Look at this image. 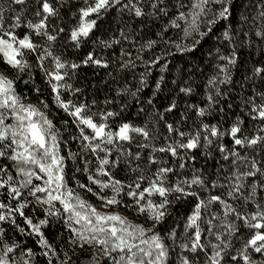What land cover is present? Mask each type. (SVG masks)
<instances>
[{
  "label": "snow or ice",
  "instance_id": "snow-or-ice-1",
  "mask_svg": "<svg viewBox=\"0 0 264 264\" xmlns=\"http://www.w3.org/2000/svg\"><path fill=\"white\" fill-rule=\"evenodd\" d=\"M8 2V8L0 3V57L19 74L31 67L25 59L26 53H37V65L47 77L54 103L74 118L73 123L79 129L82 150L96 155L99 161L95 173L89 171L88 162L85 161L84 171L88 173L90 184L77 182V188L95 195L102 202L103 208L121 205L123 196H127L132 203L124 206L134 207L138 213L147 214L148 219L152 221V227L145 228L143 225L134 224L117 212L98 211L81 196L77 188L67 184L64 175L65 157L59 154V132L53 121L36 105L23 103L24 97L17 92L15 87V79H19V75L14 79L3 72H0V160H7L9 163H0V189L4 190V193L0 195H6V201L0 200V222L10 221L20 232H24L25 228L21 227L16 220L17 216L22 218L23 224L30 230L28 234L36 235L38 244L46 249L43 255L48 257V264H53V258L58 261V264H68V260L71 259L68 257L60 260L56 250L42 231L43 227L49 225V217L63 219L64 225L71 233L70 244L80 248L87 246L92 249L91 264H100L101 257L107 258L111 264H168L169 248L164 242V237L156 231V227L163 223L169 215L170 206L182 199L194 198L196 204L187 217L184 229L186 239L179 244L181 252H204L205 264H223L225 257L229 255L234 262L240 259L243 264H255L249 249L264 255V202L256 200L258 190L264 191V161H258L255 156L241 155L240 149L262 146L261 150L264 151V135L256 134L251 137L244 135L242 129L244 121L239 117L226 131H221L217 125L203 123L194 134L185 133L172 124L166 123L168 133H176L179 139H173L171 135L164 137L166 142L162 146L154 143L158 136L146 125L138 127L125 122L113 131L107 121L118 113L111 111L100 113L98 122L94 119L96 113L88 114V105L76 104L72 100L62 98L61 89H72V86L65 82V77L68 76L66 69H76L80 65L62 62L61 58L53 56L48 48L39 52L42 46L34 43L30 34H25L21 38L15 31L26 27L37 35L45 36L48 42H54L57 36L47 32V21L49 17L57 15V9L49 0H38L39 8L35 12L39 18L38 22L33 23L28 20L23 23L25 9L21 8L17 11L12 5H25L27 0H8ZM84 2L85 7L79 10V22L70 32V39L77 47L81 39L89 37L97 25V20L90 19V17L96 14L99 18L102 10L106 12L119 6L120 11L126 10L135 17H142L146 14L155 16L160 13L168 15L167 9L161 7L164 0H150L151 13H145L139 0H127V2L124 0H93L91 3L89 0H84ZM234 4L235 0H192V3L188 5V11H178L175 19L170 21L171 26L176 28L181 27L179 21H184L183 30L186 36H193L192 43L175 47L184 52L193 51L200 40L209 36L221 21L229 22L223 35L231 44L233 37L230 29ZM179 7L183 9L185 5L180 3ZM6 12L12 13L7 20ZM247 19L242 15L237 22L247 21ZM255 19L264 21V9ZM63 31V28L59 29V32ZM255 35L264 38V27L256 31ZM120 37L125 40L129 39L123 30L120 32ZM119 42V39L114 38L111 43ZM101 43L105 47L111 46L106 41H101ZM155 43L156 41H149L147 47L151 48ZM123 55L130 56L131 54L122 50ZM47 57L53 58L51 69L45 68L44 61ZM159 59L151 63H158ZM219 59L225 62L223 65H217L223 78H211L210 85L230 82V69L236 64L235 48L232 49L230 55H221ZM82 63L108 67L106 61L95 58L91 52ZM132 63L131 60L126 61L122 67H128ZM254 72L259 76L264 73V68L257 67ZM141 84H146L143 75ZM140 90L137 89L130 94L136 97ZM36 91L38 92L39 89ZM79 91V89L73 90V92ZM180 91L188 94L191 88L182 87ZM215 95H222L219 87H216ZM260 98L264 101V93L260 94ZM207 100L210 106L217 103L212 94L207 96ZM40 103L44 109L48 108L46 102L40 101ZM245 103L251 105L249 113L251 119L264 121V103L257 104L255 98H249ZM175 107L173 103L166 111L170 112ZM205 113L204 108H198V116L203 117ZM160 119L163 120V114L160 115ZM155 123L158 124L159 121ZM86 129L91 130V135L86 132ZM260 131L264 132V127H261ZM133 134L141 136L145 141L137 145L138 149H150L146 164L159 165L154 172L151 168L147 169L151 175H145L146 169L140 168L138 162L142 158L141 151L133 153L122 147L123 142L131 144ZM225 135L231 137L234 147L228 149L223 144H217V150L221 153L223 161H230V172L227 167L221 165V168L217 170L216 178L210 180L202 170L196 169L190 179L184 178L169 182V174H173L175 170L169 166L168 161L157 158L156 153H167L171 157L178 158V167L184 169L188 153L201 147L210 148L214 143L213 138L219 139ZM201 137H203V144ZM113 150L117 153L115 157H112ZM100 152L104 153V156H99ZM70 155L75 159L76 154ZM208 155L211 156V152ZM191 159L194 160L195 157L192 156ZM122 163L131 172L139 173L130 183L116 179L112 173V169L119 167ZM13 171L15 176L12 174ZM222 171L227 174L222 175ZM33 179L42 181V183L34 184ZM145 182L147 186H143ZM91 184H95L99 191H94ZM218 188L225 189V191L212 194V190ZM25 190L29 196L34 198L36 204L45 206L44 219L34 222L32 217L25 214L24 210L33 203V201L23 199ZM105 190H110L112 194L104 195ZM38 193L43 195H37ZM154 196L160 198L159 202L152 199ZM170 196L175 198L170 200ZM13 201L15 204L12 203ZM57 202L60 205L59 208L56 207ZM251 203H255V210L249 212L245 206ZM213 205H219L220 211H211ZM241 228L252 230V235L237 249V254L231 255L228 250L233 247L232 238L240 232ZM190 230L191 235H189ZM4 235V230L0 227V264H31L33 251L27 249L22 252L20 258H15L13 254L19 245L15 242L8 243L3 238ZM168 236L175 240V229ZM205 240L207 243L204 242ZM208 249H211V254H208ZM65 256L67 257L66 252ZM179 259L180 264H194V261L187 256L181 255Z\"/></svg>",
  "mask_w": 264,
  "mask_h": 264
},
{
  "label": "trees",
  "instance_id": "trees-1",
  "mask_svg": "<svg viewBox=\"0 0 264 264\" xmlns=\"http://www.w3.org/2000/svg\"><path fill=\"white\" fill-rule=\"evenodd\" d=\"M49 2L57 9V15L49 17L47 21V32L57 36L54 42H48L45 36L37 35L26 27L15 31L21 38L25 34H30L33 42L42 46L38 50L39 52L48 48L52 51L53 56H59L62 62L80 65L76 69H66L68 76L65 77V82L71 85L72 89H61L62 98L72 100L76 104L88 105V114L96 113L94 119L98 122L100 113L108 111L118 113L107 121L113 131L125 122L138 127L146 125L157 134L158 139L154 141L157 146L164 145L166 142L164 137L169 135L173 139H179L176 133H168L166 123L172 124L185 133L194 134L203 123L217 125L221 131H226L239 117L244 121L242 125L244 135L249 137L256 134L264 135V132L260 131V128L264 127V121L251 119L249 114L251 105L245 103L249 98H255L257 104L264 103L260 98V94L264 93V73L257 76L254 72L257 67L264 68V38L255 35L256 31L264 27V21L255 19L258 13L264 9V0H235L230 29L233 37L232 43L230 44L223 35L229 22L221 21L213 29V32L200 40V43L191 52L180 51L175 47L192 43L193 36H186L183 30L184 21H179L180 28L171 26L170 21L175 19L178 11H188V5L192 3V0H164L161 7L167 9V16L160 13L155 16L146 14L142 17H135L126 10L120 11L119 6L106 12L102 10L99 18L96 14L90 17V19L97 20V25L89 37L81 39L79 47L71 41L70 32L79 22V10L85 7L84 0H49ZM89 2L91 3L93 0H89ZM0 3H3L5 8L9 6L8 0H0ZM149 3L150 0H139L145 13L152 12ZM180 3L185 5L183 9L179 7ZM12 7L17 11L21 8L25 9L23 23L28 20L33 23L38 22L39 18L35 15L39 8L38 0H27L25 5H12ZM11 15V12H6V20ZM242 15L248 19L247 21L240 20L238 23L237 21ZM60 28H63L64 31L59 32ZM121 30L129 39L125 40L120 37ZM114 38L119 39L120 42L111 43ZM101 41L109 42L111 46L105 47ZM149 41H156V43L153 47L148 48ZM233 48H235L236 64L230 69V82L210 85L211 78H223L217 65H223L225 62L219 57L230 55ZM122 50L131 55L122 56ZM90 52L95 58L106 61L108 67L92 63L84 65L82 62ZM36 55L37 53H26L25 59L28 60L31 67L19 74L0 57V72L14 79L19 75V79H15L17 92L24 97L23 100L36 105L41 111H45L48 118L53 121L59 132V154L65 157L64 175L67 184L73 188H77V182L88 185L90 182L88 173L84 171L85 161L88 162L89 171L92 173H95L99 161L96 155L82 150L80 133L77 125L73 123L74 118L54 103L51 87L44 71L37 65ZM157 58H160L158 63H151ZM129 60L133 63L128 67H122V64ZM44 65L45 68L51 69L53 58L47 57ZM142 75L146 80L145 85L141 84ZM157 84H159V88H157ZM182 87H190L191 92L188 94L181 92ZM216 87H219L221 96L215 95ZM36 89L39 91L37 92ZM74 89L80 91L73 92ZM137 89L141 90L136 97H133L130 93ZM209 94H212L217 101L212 106L207 100ZM40 101L46 102L48 108L44 109ZM93 101H95L94 104ZM173 103L176 107L170 112L166 111ZM198 108L206 110L203 117L197 115ZM161 114H163V120L160 119ZM156 121L159 123L156 124ZM133 137L131 144L123 142L122 147L133 153L141 151L142 158L138 162L140 168L146 169L145 175H151L147 169L151 168V171L154 172L159 165L149 166L146 164L150 149H138L137 145L145 141L136 134H133ZM213 139L214 143L210 148L201 147L188 153L184 169L178 167V158L171 157L167 153H156L157 158L168 161L169 166L175 170L173 174H169V182H175L177 179H190L196 169L202 170L210 180L216 178L217 170L221 168V165L227 167L230 172V161L222 160L221 153L217 150V144H223L226 148L232 149L234 145L231 137L225 135L222 138ZM201 143L203 144V137H201ZM261 147L240 149L241 155L255 156L258 161H264V151L261 150ZM209 152H211V156L208 155ZM70 154H76L75 159ZM116 154L113 150L112 157H115ZM98 155L102 157L104 153L100 152ZM192 156L195 157L194 160L191 159ZM0 163L8 164L9 162L0 160ZM112 173L116 179L125 183H130L139 174L131 172L123 163L119 167L113 168ZM12 174L15 176L14 171ZM221 174L226 175L227 173L222 171ZM90 186L94 191H99L95 184ZM143 186H147L146 182ZM77 191L93 206L102 207V202L92 193L79 188ZM223 191L225 189H214L212 194H220ZM0 193H4V190L0 189ZM111 194L110 190L104 192V195L110 196ZM262 197H264V191L258 190L256 200L264 202ZM174 198V196L169 197L170 200ZM23 199L28 200L25 193ZM152 199L159 202L160 198L154 196ZM0 200L6 201V195H0ZM29 200L33 203L24 210L25 214L32 217L34 222L44 219L43 209L45 206L36 204L34 198ZM12 203L15 204V201ZM131 203L130 198L123 196V204L109 206L107 209L116 211L145 228H151L152 221L148 219L147 214L138 213L134 207L124 206ZM195 204L194 198L182 199L173 204L170 206L169 215L166 216L164 222L156 227V231L164 237V242L169 248L168 264H180L181 255L193 260L194 264H205L206 255L204 252L185 251L182 253L179 247L182 240L186 239L184 236L185 224ZM245 209L249 212L254 211L255 203L246 205ZM211 211H220V206L213 205ZM48 219L50 223L43 227L42 231L56 250L59 259L65 260L70 257L68 264H83L86 253L80 247L69 243L71 233L64 225L63 219L56 217ZM16 220L21 227L25 228L24 232H20L10 221L0 222V227L5 233L3 238L10 244L15 242L19 245L13 256L20 258L23 251L31 249L34 253L31 264H48V257L43 255L46 249L38 244V237L28 234L30 230L23 224L22 218L17 216ZM173 229L176 231L175 240L168 236ZM189 235H191V230ZM251 235L252 230L241 228L240 232L232 238L233 247L228 250L230 254H237V249ZM204 242L207 243V240ZM249 253L255 264H264V255L255 253L252 249H249ZM208 254H211V249H208ZM53 264H58L55 258H53ZM223 264H243V261L238 259L234 262L229 255L225 257Z\"/></svg>",
  "mask_w": 264,
  "mask_h": 264
},
{
  "label": "rangeland",
  "instance_id": "rangeland-1",
  "mask_svg": "<svg viewBox=\"0 0 264 264\" xmlns=\"http://www.w3.org/2000/svg\"><path fill=\"white\" fill-rule=\"evenodd\" d=\"M23 103H25V104H30V103H28V102L25 101V100H23ZM87 133H88L89 135H91V130H87ZM33 183H34V184H41L42 181H39V180H35V179H33ZM24 193L26 194V197H28V200H29L30 198H33V197H31V196L28 195L27 190H25ZM37 195H43V194L38 193ZM56 207H57V208L60 207V205H59L58 202L56 203ZM96 208H97L98 211L116 212V211H113V210H110V209H107V208H102V207H96ZM117 213H118V212H117ZM122 216H123V215H122ZM124 217H125V216H124ZM127 219H128V218H127ZM128 220L131 221V222L134 223V224H139V223L134 222V221H132V220H130V219H128ZM81 249H82V251H84V253H86L85 256H84V263H83V264H91V260H90V258H91V255H92V249H91V248H88L87 246H85L84 248H81ZM100 264H111V262H110L107 258H105V257H101V258H100Z\"/></svg>",
  "mask_w": 264,
  "mask_h": 264
}]
</instances>
